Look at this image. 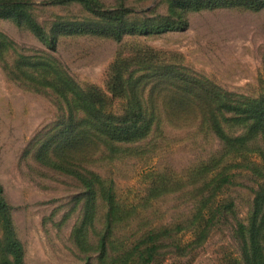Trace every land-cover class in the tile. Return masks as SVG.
<instances>
[{
	"label": "rangeland",
	"instance_id": "rangeland-1",
	"mask_svg": "<svg viewBox=\"0 0 264 264\" xmlns=\"http://www.w3.org/2000/svg\"><path fill=\"white\" fill-rule=\"evenodd\" d=\"M31 1L33 14L46 28L58 17L74 20L84 15L74 5ZM169 1L125 0L141 15L166 14ZM187 17L184 30L127 35L118 42L94 35H60L54 51L29 30L0 18V185L24 264H136V243L150 231L158 234V249L149 264H246L237 225L247 226L252 217L255 192L264 187V158L247 152L222 154L214 135L197 128L198 113L168 112L159 99L153 113L161 119L160 126L136 142L111 147L88 136L80 153L66 143L59 145L60 139L50 146L46 156L62 159L66 167L79 163L113 184L116 208L103 261L96 244L105 229V202L97 193L93 204L87 203L81 194L84 188L74 178L41 165L34 159L36 147L29 146L39 133L40 142L50 138L68 112L45 93L26 89L19 73L26 68L22 56L47 54L80 87L104 96L106 111L115 114L123 111L125 102L111 100V66L147 53L156 54L154 62L183 65L239 98L258 97L264 91V8L218 7ZM139 67L133 64L129 71ZM241 130L233 127L227 133L238 135ZM255 145L264 149V136ZM211 158L221 159L207 176L218 171L231 180L210 200L225 208L214 217L203 205V175H190Z\"/></svg>",
	"mask_w": 264,
	"mask_h": 264
},
{
	"label": "trees",
	"instance_id": "trees-1",
	"mask_svg": "<svg viewBox=\"0 0 264 264\" xmlns=\"http://www.w3.org/2000/svg\"><path fill=\"white\" fill-rule=\"evenodd\" d=\"M41 4L55 7L74 5L84 15L74 20L58 17L46 28L33 14L35 3L31 0H0V18L29 30L50 51L55 50L60 35H94L118 42L127 35H159L184 30L188 26L187 15L190 12L218 7H241L254 11L264 8V0H170L166 14L141 15L135 8L127 6L125 0H116L111 5H105L100 0H44ZM2 45L5 50L8 43L4 40ZM45 55L22 56L21 63L26 61V68L19 70V73L27 83V90L50 96L60 104L58 106L62 112H68V117L61 118L58 123L61 124L60 128L50 138L40 142L39 133L29 146L36 147L34 159L41 165L74 178L84 188L81 194L87 197V203L93 204L97 193L105 202V229L96 244L101 251V261L108 248V231L116 208L113 184L91 170L81 169L79 163L75 164V168L66 167L65 163H61L62 159L46 156L56 140L60 139L59 145L66 143V147L74 148L79 153L87 147L88 140L85 138L88 136L111 147L136 142L160 126L161 119L153 111L157 100L162 99L168 112L189 110L198 113V118L194 120L197 128L214 135L223 150L222 154L247 152L260 154L264 158V149L255 145V141L264 136V91L258 97L239 98L183 65L154 62L156 54L147 53L135 59L117 60L111 66L107 83L111 100L121 98L125 102L123 111L115 114L106 111L104 96L93 89L80 87L53 65L51 57ZM133 64L139 65V69L129 71ZM149 84L151 86L144 97ZM233 127H241V133H227ZM220 159L211 158L190 173L192 178L199 174L198 171L203 175L199 187L205 192L203 205L209 214L212 213L211 217L225 209L219 203L210 202L212 196L231 181L228 174L223 172H213L215 174L211 178L207 176L217 169ZM253 202L249 224L245 226L239 223L237 231L244 242L246 264H264V187H259L255 192ZM9 212L10 207L0 185V264H24L21 243L12 227ZM81 228L76 232L78 245H81L80 239L83 237ZM157 236V233L150 231L138 239L135 246L136 264H149L153 260L158 249Z\"/></svg>",
	"mask_w": 264,
	"mask_h": 264
}]
</instances>
